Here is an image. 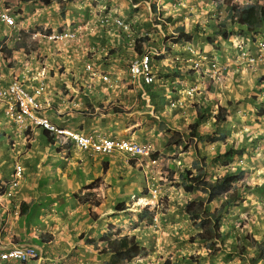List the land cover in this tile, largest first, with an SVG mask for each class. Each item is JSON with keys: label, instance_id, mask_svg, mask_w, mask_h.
<instances>
[{"label": "crops", "instance_id": "obj_1", "mask_svg": "<svg viewBox=\"0 0 264 264\" xmlns=\"http://www.w3.org/2000/svg\"><path fill=\"white\" fill-rule=\"evenodd\" d=\"M3 1L23 33L41 27L79 29V39L71 48L44 40L32 42L28 34H23V42L13 43L11 52L0 50V84L16 78L31 92L37 85L38 72H44L45 89L37 98L43 103L42 114L59 127L84 134L132 137L167 154L175 150V145L168 144L162 123L167 128H181L194 120L198 106L204 111L213 109L207 97L202 100L203 95L215 96L221 105L224 98L231 99L233 104L227 110L231 117L221 123L222 131L231 130L228 139L245 152L233 163L237 169L231 170L243 171L239 182L253 185L250 192L239 196L237 213H251L248 230L264 237V208L258 200L264 193V83L257 85L258 73L247 67L238 73L236 68L223 82L204 85L197 75H171L172 58L165 57L155 69V82L146 89L127 71L135 53L132 32L99 21L102 15L118 16L127 22L134 19L131 30L138 32L141 25L132 16L135 10L131 0ZM9 33L0 22V42ZM174 46L180 49L184 45ZM87 63L99 74L86 70ZM257 72L263 74L264 69ZM102 74L108 75L109 82L101 79ZM192 86L197 91L188 94ZM251 96L257 101L250 100ZM180 98H185L182 104L170 106L171 101ZM258 104L263 108H256ZM182 157L175 160L181 161ZM15 162L22 165L23 177L15 196L0 193V250L14 244H31L39 257L25 263L0 264H110L112 254L102 249L107 248L108 241L126 233L135 235L150 253L116 264H156L164 257L163 250H172L177 256L174 242L181 234L194 231L184 211L186 199L183 203L175 190L168 189L170 210L161 222L165 243L158 244V233L143 216L138 215L139 220L132 214V197L145 191L144 173L150 171L147 166L129 163L118 152L88 154L40 127L18 129L0 104V183L10 179ZM218 172L222 175L225 170ZM117 204L123 209L117 210ZM137 220L140 222L135 223ZM231 257L246 264L235 255Z\"/></svg>", "mask_w": 264, "mask_h": 264}, {"label": "clouds", "instance_id": "obj_2", "mask_svg": "<svg viewBox=\"0 0 264 264\" xmlns=\"http://www.w3.org/2000/svg\"><path fill=\"white\" fill-rule=\"evenodd\" d=\"M132 1V0H131ZM148 1V0H146ZM220 2V6H223L222 0H208L207 7L210 8V13L208 16H213L216 13L220 14V19L214 20L216 28H219L218 31H213V33L209 35L208 40L210 42H213L214 38H223V40H228L230 42V46L233 47L231 50H223L222 47L220 49H212L210 47L203 48L199 47L197 44V39L192 36L191 33H188L186 31V27L184 23H177L178 25L175 27V30L181 35V38L177 39L176 41L168 42L165 41L162 37H159V41H155L152 37H150V29L143 28L139 29L138 32L131 30V22L134 21L124 20V18L118 17V16H108V15H102L100 18L101 24H107L111 23L118 28H121L122 30L127 31V33L132 32V48L135 51V53L130 58V61L127 66V71L130 74V63L135 57H141L144 53H148L150 56V68H151V74L153 76V81L151 83H146L143 77H132L133 79L140 82V84L148 89L153 85V83L156 80V74L155 69L158 68V62L161 59H164L165 57L172 58L170 61V74L174 76H181V75H197L200 78V81L202 84H219L224 81L225 76H229V73L233 71V69H238L237 72L245 71V68H249L251 72H256L259 74L258 78L256 79L257 85L264 83V73L260 74L257 72L259 69H264V26L260 21L258 23H255V26L245 28V22L242 20V18L239 16L241 9H243L244 5L252 4V5H264V0H234V3L229 4L228 6H224L226 9L224 15L221 8H219L218 4ZM174 3V0H172ZM177 7L172 6L171 4L169 7L162 8L164 4L161 5V0H159L158 3L155 2L156 6L153 5L152 7V16L154 20H159L161 17H165L167 14H171L174 10L183 9L186 6L185 0H176ZM4 1L0 0V10H6L15 20L16 25L10 26L7 25L0 17V22L9 28L10 33L7 34V37L0 42V50L5 53L11 52L12 48L14 47L13 43H20L23 42V34H28L30 40L32 42H36L37 40H44L49 43H52L53 45H65L69 48L73 47V43L79 39V29L74 27H59L53 29L48 28H37L34 30L28 29L26 32L23 33L18 27V23L16 21L15 16L10 12V10L4 6ZM136 6V5H135ZM140 6V5H139ZM216 9L218 11H216ZM237 13V17L234 18L230 15V12ZM208 11V10H207ZM234 13V15H236ZM172 16V15H171ZM127 19V18H126ZM171 19L169 17L167 20ZM139 22V19H137ZM151 22V20H150ZM140 23V22H139ZM152 23V22H151ZM145 25V24H144ZM146 26V25H145ZM178 26H184L183 34L181 32V29L178 28ZM227 27L229 30H226ZM15 32L16 34H13ZM73 33L74 37H68L65 39L62 38H56L57 35L60 33ZM226 33V35H224ZM186 34V39H183L184 35ZM234 34V35H233ZM237 38V40H235ZM191 40L184 41V40ZM6 41V42H5ZM182 41V42H180ZM206 41V42H209ZM9 42V44H8ZM183 44L184 46L182 48H176L174 45L176 44ZM10 44H13L9 46ZM251 45H253V48H251ZM137 47L139 48V52L137 50ZM210 48V49H209ZM174 50H177V52L173 53ZM221 53H224L222 55ZM226 54H231L230 56H225ZM226 58H229V60H226ZM87 65H90V68L87 67ZM86 70H90L92 75H97L99 72L94 69V67L91 66V63H87L85 65ZM179 71V75L176 74ZM236 72V73H237ZM44 72L39 71L37 76V85L33 89V91H28L26 86L23 85L21 81H19L16 78H12L7 84L2 85L0 84V90L5 91L2 94H0V104H3L5 107V113L13 123L16 125L18 129H23L24 131L30 129L31 127H40L43 130H45L50 136L58 137L62 141V139L55 135L53 132L45 128L41 124H35L32 122V119L29 117H26L25 119V125L24 126H18L17 123L13 119V115L11 114V109L18 110L19 109V101L17 102V98L20 97L19 94H16L14 92H11L9 89V85L13 82H16L17 84H20L25 91L33 98V103H37V107L33 104L28 105L30 113L34 115L36 118H43L46 119L50 124L58 127V128H65V127H59L52 122L49 121V119L44 116L43 113V103L37 98L43 90L45 89L46 80L44 78ZM103 75L102 74L101 79ZM109 82V77L107 80ZM40 86H43V89L40 90L39 93H36V89L40 88ZM219 87V91L221 89L220 85H217ZM145 89V90H146ZM209 90V89H208ZM197 91L196 86L190 87L188 90V94L193 93ZM260 92V90L257 91V93ZM204 97H207L206 100L212 103L213 109H209L207 111L202 110V107L198 106V108L194 111L193 115H195L194 120L181 128H177L175 126H171L170 128H167V125H165V136L167 137L168 144L169 145H175V150L171 149L167 154L164 153L162 150L158 151L157 156H154L156 154V150H154V146L152 144L139 141L132 137H124L122 139L132 138L138 141L139 143H142L147 146L148 148V154L145 155H139V156H133L129 157L123 152L115 151L113 153H121L123 154L125 160L127 162H135L138 163V165L142 167H148L150 169L149 173H144L146 186L144 188V192H140V195L137 197H132L133 201V211L132 214H135L137 219L141 220L138 215H141L144 217V221H146L147 225L152 229V231H156L157 236H155V241L158 243H161V239L159 238V229L162 226V221L164 220V213L167 212L165 208H163V211H161V200L164 197L169 199V193L168 189L172 188L175 191H178V198H181L183 200L186 199V202L184 204V211L186 213V206L190 205L195 208H202L199 218H196L195 220H192L189 217V214L186 213L189 220L192 222V228L194 231L191 234H187L189 237L193 238L190 239L191 241H194V239L198 240L199 242H205V248L207 247L208 242H213V244H220L218 246L217 250H221L222 246L226 250H236V252L233 254L236 257L241 256L246 261V264H264V237L262 235H254L252 234L248 229H241L240 231L242 233L236 232L235 227L245 223V221L250 218L251 213H237L238 207H236L239 202L241 201L240 195L245 194V192H250L253 189V185H250L245 180L242 182H239V179L243 176V171H235L231 170L232 167L237 169V166L233 165V163H236V160L239 156H242L244 152L243 148H238V145L234 141H230L228 139V135L231 132H224L223 127H221V123H224L231 117L230 113L227 111L229 107L233 104V101L229 98H224L221 105L215 96L212 97V95L202 96V100ZM212 97V98H211ZM191 97H189L190 99ZM173 100L170 102V106L173 107L174 105L178 106L184 102L185 98H180ZM249 100V99H248ZM250 100H256V96H251ZM257 101V100H256ZM202 102V101H201ZM200 102V103H201ZM251 102V101H250ZM263 102V101H262ZM194 102L188 103L192 105ZM35 107V108H34ZM260 107V108H259ZM258 109H262V106H259V104L256 106ZM221 109V111L219 110ZM214 111V112H212ZM13 112V111H12ZM220 112V117L225 116L224 119H221L219 121L214 120V116ZM178 124V123H177ZM219 126V128H218ZM188 128V131L185 129ZM69 129V128H66ZM201 129V130H200ZM70 131H74L69 129ZM167 130H170L167 132ZM83 135H101V134H84L78 131H74ZM167 134V135H166ZM174 134V135H170ZM105 136V135H103ZM169 136V137H168ZM111 137V136H106ZM111 138H120V137H111ZM69 140V139H68ZM67 141V140H66ZM71 141V140H69ZM74 145L75 143L71 141ZM223 149L222 144H225ZM186 144L194 145L193 153L190 155H187V159L190 160L189 162V168L183 169V172L179 175L178 178H175L173 181L175 182L174 185L166 184V187H161L158 180L161 174L166 175L167 170L165 169V164L167 161H170L171 158L169 156L175 152L178 151L179 153L184 154L186 152H189L191 149V146L189 145L188 151L184 149V146ZM76 146V145H75ZM77 147V146H76ZM78 148V147H77ZM183 148V150H181ZM80 149V148H78ZM82 150V149H80ZM229 152V156L226 158L225 154L226 152ZM83 152H86L82 150ZM207 152L208 154H206ZM259 152H262V149L259 150ZM91 155H109V154H92L89 152H86ZM213 156L212 154H215ZM112 154V153H111ZM209 158L207 159V157ZM176 157V158H177ZM195 157V158H194ZM174 158V160L176 159ZM207 162V163H205ZM16 165H22L19 162L14 163L13 171ZM23 170V167H22ZM225 170V173H232L236 175L234 180L231 182L230 188L223 193H220L217 196H213V199L210 200L208 192L202 188L200 185V180L208 181L210 183L217 182L222 175L218 171ZM12 171V172H13ZM200 174V178L198 179L197 175ZM156 177H155V176ZM154 176V177H153ZM23 177V174H22ZM21 177V179H22ZM194 177H197L193 179ZM11 178V177H10ZM161 178V177H160ZM20 179V181H21ZM7 181L0 183V193L4 194L3 189L7 185ZM171 182V181H169ZM20 184V182H19ZM18 184V186H19ZM189 184L191 185V188L189 189ZM17 186V187H18ZM186 187L188 189L186 190ZM17 189V188H16ZM16 189L14 190V195ZM187 195V198L183 194ZM7 196V195H6ZM12 196V197H13ZM9 197V196H7ZM177 198V199H178ZM228 199H231L230 202H227ZM258 200L261 202V207L264 208V193H262ZM167 201V204H168ZM214 202L215 204L212 205L211 203ZM119 205L121 210L123 209V205ZM169 207V206H168ZM164 214V215H163ZM231 214V215H230ZM246 214V215H245ZM235 216V218H233ZM148 221V222H147ZM204 222L203 225H199V222ZM140 221H136L135 223H138ZM193 222H196L199 226H194ZM247 224H250L249 222H246ZM222 225L226 226H232L231 229L221 227ZM197 231H200L201 233L209 232L211 239L210 240H202L199 238H195V234ZM125 235V234H123ZM126 235H133L128 234ZM185 235V234H184ZM235 235V240H230V236ZM122 236V235H120ZM118 236V237H120ZM135 236V235H133ZM215 236V238H214ZM117 237V238H118ZM136 238V237H135ZM214 238V239H213ZM116 239V238H115ZM114 240V239H113ZM137 240V238H136ZM138 241V240H137ZM109 242V241H108ZM107 242V245H108ZM138 244L141 246V244L138 241ZM14 245H20V246H32L31 244H14ZM11 245V246H14ZM11 246L1 249L8 250ZM214 246V245H213ZM226 246V247H225ZM261 246L263 248V252L261 254V259H258L261 250L258 248ZM34 247V246H32ZM142 252L134 256L135 258L144 255L145 253L148 255L150 253V249H147L143 246ZM212 247V246H211ZM37 255L35 258H31L27 261H18V262H28L30 260H37L39 257V253L34 247ZM105 248L102 249L101 252L104 251ZM211 250L208 259L214 256L215 251H213L211 248H208ZM252 249V250H251ZM104 253H108L104 251ZM110 253V252H109ZM111 254V253H110ZM218 254V253H216ZM232 252H230L227 255V259L233 261ZM112 256V255H111ZM132 257V258H134ZM112 258V257H111ZM131 258V259H132ZM131 259H122L120 261H128ZM163 260V261H162ZM165 260H169L170 264H177L175 261H171L170 258L163 257L160 261H162L161 264H164ZM1 261H17V260H0ZM119 261V262H120ZM116 262V263H119ZM115 263V264H116ZM159 264V261L156 263Z\"/></svg>", "mask_w": 264, "mask_h": 264}, {"label": "rangeland", "instance_id": "obj_3", "mask_svg": "<svg viewBox=\"0 0 264 264\" xmlns=\"http://www.w3.org/2000/svg\"><path fill=\"white\" fill-rule=\"evenodd\" d=\"M185 1H186V6L183 9H181V11L180 9L174 10L171 14H167L165 15V17L164 16L161 17L159 21V20H154L152 16V13H153L152 7L153 5L156 6L155 2L158 3L159 0H148V1L132 0L131 1L133 3L132 8L135 10L134 11L135 15H132V16L133 18L139 19V22L141 25L140 29H143V28H148L147 30L150 29V37H152L155 41H159L160 40L159 37H162V36H163L162 38L168 42L176 41L177 39H179L181 36H179L177 31L175 30V27L178 25L177 23L182 22L185 24V27L188 29L186 31L192 34V36L190 37H195L197 39V42H198L197 45L199 47H203L205 49L208 47L212 49H217L220 47L221 49L222 47L223 50H231L233 47L230 46V42L228 40H223V38H214L213 42H210L208 40L209 35L210 34L213 35L214 33L213 31L219 30V28H216L215 26L216 24L214 20L220 19L221 17V15L216 12L213 16H211V18L210 16H208L211 11L210 8L207 7L208 5H205V3L207 4L208 0H185ZM220 2L221 1H219L218 6L219 8L222 9L223 15H224L226 11L224 6H228L229 4L234 3V0H222L223 6H220L221 5ZM162 4H164L162 8H165V12H166V7L167 6L169 7L171 4H173L172 6L177 7L176 0H174V3L172 2V0H161V5ZM216 11L218 10L216 9ZM169 17H171V19L167 20ZM150 20L152 23L150 22ZM132 21H134V19H132ZM225 28L226 30H229L227 27ZM182 36H184L183 39H186L187 37L186 34ZM235 40H237V38H235ZM184 41L191 42L190 39L184 40ZM206 41H209V42H206ZM230 55L231 54H226L225 56H230ZM172 123L174 125H177L178 122L173 121ZM162 125H164L165 127V123H162ZM185 130L188 131V128H186ZM169 131L170 130H167V132ZM170 135H174V134H170ZM189 145L191 146V149L189 150V152H186L184 154H179V156H183L181 161H179L178 159L174 160V158H176L178 155V151L173 152L169 156L171 160L167 161V163L164 166L165 169L167 170V174L166 175L161 174L160 175L161 178H159L158 180L161 187L163 186V184L174 185L175 182L173 180L175 178H178L177 176L178 173L180 175L183 172V169L189 168L190 160L187 159V155L188 154L191 155L194 150V145H191V144ZM189 145L186 144L184 146V149H186V151H188ZM155 149H158V148L154 146V150ZM181 150H183V148ZM158 151L160 150H156V154H154V156H157L158 153H160ZM169 189L173 190L172 188H169ZM176 192L178 193V191ZM167 201H168L167 197H164L161 200V205H160L162 209L161 211H163V208H165L167 211L170 210V207H168ZM250 221H251L250 218H248L245 221V223L236 226L235 231L242 233L240 230L248 229L250 224H247L246 222H250ZM191 225H192V222H191ZM221 227L228 228V229L232 228V226H226V225H222ZM175 228L177 229L178 227H175ZM181 228L185 229V227H181ZM262 233H264V231H262ZM235 237L236 236L233 235V236H230L229 239L235 240ZM159 238L161 240L163 238L161 228L159 229ZM190 239H193V238L189 237L187 234L185 235L181 234L179 241L174 242L175 248L173 249V251L176 249L177 256L174 254V252H171L172 250H170L169 252L166 250H163L164 257L170 258L171 261H175L177 264H208L209 260L212 262V264H239L240 263V262H235V261L230 262L231 260L227 259V255L230 252H232V255H233L236 252V250L234 251L226 250L228 249V247L226 246H225L226 249L222 246L221 250H217L220 244H214V246L211 247V249L215 251V253L213 257L208 259L209 255L213 253H209L211 250H209L208 248H205L204 246L205 242H199L196 239H194V241H191ZM162 241H164L165 243L164 238ZM158 244H161V243H158ZM172 245H173V242L168 248L170 249L171 247H173ZM180 254H182V257H180ZM238 257L242 258L241 256H238ZM162 261L159 260V264H161Z\"/></svg>", "mask_w": 264, "mask_h": 264}, {"label": "built area", "instance_id": "obj_4", "mask_svg": "<svg viewBox=\"0 0 264 264\" xmlns=\"http://www.w3.org/2000/svg\"><path fill=\"white\" fill-rule=\"evenodd\" d=\"M0 17L7 25H16L14 18L6 10H0ZM68 37H74V34L64 32L56 36V38L62 39ZM87 67L90 68V65H87ZM129 70L132 77H143L146 83H151L153 81L150 68V56L148 53H144L141 57H135L130 63ZM102 78L104 80L108 79L106 75H103ZM9 89L11 92L19 94L20 96L16 99L17 102L19 101V109H11L12 117L18 126H24L26 117H29V119H32L33 123L43 125L55 135L59 136L62 141L69 139L73 141L78 148L92 154H111L115 151L123 152L129 157L148 154L147 146L132 138L122 139L106 137L103 135H83L66 128H58L50 124L46 119L36 118L30 113L28 105L29 103L36 107L38 105L37 103H33V98L25 91V89L16 82L10 84ZM42 89L43 86H40V88L36 89V93H39ZM4 92L5 91L0 90V94L3 95ZM22 174V167L16 165L11 174L10 180L3 189L5 195L9 197L14 195V190L18 186ZM36 255L37 253L32 246L14 245L8 250L0 251V260L27 261L31 258H35Z\"/></svg>", "mask_w": 264, "mask_h": 264}, {"label": "trees", "instance_id": "obj_5", "mask_svg": "<svg viewBox=\"0 0 264 264\" xmlns=\"http://www.w3.org/2000/svg\"><path fill=\"white\" fill-rule=\"evenodd\" d=\"M233 9H231L230 15L234 18L237 17L234 15L232 12ZM242 20L245 22V28L255 26V23L257 24L258 21L263 24L264 26V5H252V4H247L244 5L243 9L240 11L239 15ZM179 29H181V32L183 34V29L185 28L184 26H178ZM188 30V29H186ZM215 34V32H214ZM226 35V33L224 34ZM181 36V35H180ZM181 38V37H180ZM138 52L140 51L139 48L137 47ZM179 75V71L176 73ZM221 111V109H219ZM220 112H218L217 115L214 116L215 121H219L221 119H224L225 116L220 117ZM230 150L226 152L225 156L226 158L230 155L229 154ZM198 179L200 178V174L197 175ZM194 177L193 179L197 178ZM236 175L232 173H225L220 177V179L215 182V183H210L208 181H203L200 180V185L202 186L203 189H205L208 194L210 200L213 199V196H217L220 193L226 192L230 186L231 182L234 180ZM191 188V185L189 184V189ZM188 187H186V190ZM231 199H228L227 202H230ZM116 209H120L119 205H116ZM202 208H195L190 205L186 206V213L189 214V217L192 220H195L196 218H199L200 212ZM204 222H199V225H203ZM194 226H199L196 222H193ZM195 238H199L202 240H210L211 236L209 232L207 231L206 233H201L200 231H197L195 234ZM213 242H208L207 247L211 248L213 246ZM261 250V253L258 257V259H261V254L263 252V248L261 246L258 247ZM106 252H110L112 254L111 261L108 262L110 264H115L116 262H119L122 259H131L134 256L139 255L142 252V247L138 244V241L136 240L135 236L133 235H122L114 240H111L108 242L107 248L104 249ZM103 251V252H104ZM164 264H170L169 260H165ZM175 264V263H173Z\"/></svg>", "mask_w": 264, "mask_h": 264}]
</instances>
